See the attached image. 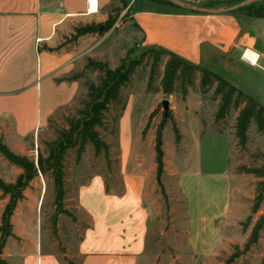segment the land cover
<instances>
[{
  "label": "rangeland",
  "instance_id": "obj_1",
  "mask_svg": "<svg viewBox=\"0 0 264 264\" xmlns=\"http://www.w3.org/2000/svg\"><path fill=\"white\" fill-rule=\"evenodd\" d=\"M124 1L126 8L104 35L99 36L94 33L74 38L76 29L83 26L78 24L76 28L63 36L61 47L68 52H73L76 57L74 71L69 77L81 75L77 80L79 93L74 100L57 109L48 119L46 126L26 140L19 141L12 138L7 128L0 125V142L14 155L24 157L33 163L36 169V174L26 182L23 190L17 189L10 192L13 195L16 193H20L23 197L25 195V200L18 202L21 206L16 204L14 213L17 212L18 207L17 217L19 220L22 218L28 228L27 234L33 233L32 227L36 221L43 242V250L55 254L63 264H66L65 258L72 264H79L76 249L87 224V219L79 211L75 202L77 186L92 174L103 176L109 188L118 190L121 186L120 154L116 148L117 140L112 133V126L107 123L105 128H97L100 138L110 146V166L107 167L104 155L102 153L95 155L89 144L78 163L75 161V151L67 153L63 164L65 196L61 205L62 211L67 214L58 213L55 207V190L51 173L47 172L42 175L38 170L37 162L39 157L46 159L48 154L46 145L55 139L58 131L67 128V119L75 115L80 100L86 94L84 83H98L100 75L98 72L86 69L87 60L105 63L110 69H116L136 61L146 49L140 46L141 35L129 19L128 8L135 0ZM180 1L201 7L223 0ZM142 4L145 3L138 0L136 7L139 8ZM219 6V9L226 7L225 5ZM111 7L120 8L121 4L118 1L111 3L108 0L105 11ZM223 15L227 14L210 16ZM237 17L239 20L247 19L243 16ZM254 20L257 21L256 19L249 21ZM102 23L100 21L94 25ZM258 23H253L251 30L257 40L256 49L262 54L258 63L259 68L250 67L240 60L241 51L234 50L219 54L211 50L207 44L200 47L202 63L200 67L208 69L213 75L228 82L264 108V29ZM243 59L250 65H255L257 62V56L249 50L244 52ZM163 65L162 62L160 74ZM149 73L150 62L143 61L135 68L129 84L124 89V94L128 97V108L119 123L118 140L121 143L122 138V143H124L129 136L133 147V161L138 160L139 163L143 161L146 167L153 165V172L156 174L155 145L157 134L161 132L164 174L160 182L164 196L156 185L154 176L153 183L148 186L144 194L145 203L150 212L145 264H181L173 260L172 243L185 227V203L176 190V177L172 173L175 171L179 174L190 172L194 167L196 169L193 172L201 173L204 179L185 178L188 182L190 181L187 190L193 193L199 190L206 197H213L216 203L224 189L219 177L227 170L233 177L231 182L233 209L228 218L227 228L231 243L223 251L199 264H263L264 229L260 231L256 244L250 245L248 250H245V244L256 221L264 215V202L256 212H253L255 195L260 192L264 196V178L258 179L246 174L243 170L262 169L264 171V131L259 132L256 126L251 124L245 147L239 146L234 136L236 114L230 112L224 121L215 122L214 120L217 102L210 101L212 90L206 96H200L197 89H192L189 91L188 100L184 98V101L180 99V96L176 98L174 95L168 96L162 92H149L147 90ZM159 80L160 75H157L153 79L152 88L158 87ZM162 101L169 103L166 120H164ZM130 111L132 112L131 133L126 124ZM173 125L179 133H182L183 136L180 138L186 142L181 143V141L175 145L171 130ZM198 131L215 133L219 137L212 141L204 135L206 140L202 141L199 152L193 155L196 159V166L191 167L190 165L191 168L185 171L180 164L186 162L190 153V150L186 148L187 141L190 135ZM21 173L18 167L7 162L0 154V180L2 182L14 185ZM11 194L2 196L0 192V218L10 201ZM23 207L33 212H27Z\"/></svg>",
  "mask_w": 264,
  "mask_h": 264
},
{
  "label": "crops",
  "instance_id": "obj_2",
  "mask_svg": "<svg viewBox=\"0 0 264 264\" xmlns=\"http://www.w3.org/2000/svg\"><path fill=\"white\" fill-rule=\"evenodd\" d=\"M142 1L145 4L139 8L135 1L129 9V19L141 35V47L165 50L200 67V47L207 44L219 54L241 51L240 60L259 68L262 54L256 49L251 27L259 22L264 29V20L250 22L231 14L198 15ZM107 3L108 0H0V125L7 128L12 138L23 141L33 136L57 109L77 96L78 83L66 81L74 71L76 57L61 47L62 39L78 24L104 22ZM247 50L257 56L255 65L242 58ZM127 108L128 104L125 111ZM131 117L130 111L126 122L130 133ZM204 135L212 141L219 137L200 131L190 135L186 146L189 156L180 164L185 171L196 166L193 155L206 140ZM184 141L180 138L179 143ZM119 154L122 181L118 190L108 186L106 191L105 179L99 174L88 176L76 188L77 208L87 219L76 249L79 264H145L150 212L144 194L154 181V169L143 161H133L129 136L124 143L121 138ZM195 169L172 173L185 203V227L172 243L173 260L181 264L202 263L231 243L227 228L233 209V177L228 170L219 177L224 189L216 203L199 190H187V178L204 179L201 173L193 172ZM18 211L17 207L11 217L13 237L3 249L4 262L63 264L55 254L43 250L36 221L33 233L27 234L28 228L22 218L18 219Z\"/></svg>",
  "mask_w": 264,
  "mask_h": 264
},
{
  "label": "trees",
  "instance_id": "obj_3",
  "mask_svg": "<svg viewBox=\"0 0 264 264\" xmlns=\"http://www.w3.org/2000/svg\"><path fill=\"white\" fill-rule=\"evenodd\" d=\"M109 1L111 3L118 1L121 7H111L107 9L105 21L101 25L89 24L76 29L74 38L94 33L102 36L112 28L121 12L126 8V3L124 0ZM146 1L179 9L165 0ZM241 1L242 0H223L201 7L219 8V5L228 7ZM130 7L128 9H130ZM230 14L243 16L248 20H264V2L248 5ZM143 61L150 62V73L147 83V90L149 92H162L164 95H174L176 98L180 96V99L184 100L192 89H197L200 96H206L212 90L210 101L217 102L214 120L215 122L224 121L230 112L236 114L234 119V136L239 146L245 147L251 124H254L259 132L264 131L263 107L228 82L213 75L208 69L194 66L170 52L157 48H146L136 61L130 62L127 65H122L116 69H110L105 63L94 62L88 59L86 69L99 73L98 83H84L86 94L84 98L80 100L79 107L75 110V115L71 119H67V128L58 131L55 139L46 145L48 152L46 159L39 157L37 162L38 170L42 175H45L47 172L51 173L55 190V207L58 213L65 212L61 209L62 201L65 196L63 164L69 151H75V161L78 163L87 144H89L92 146L95 155L102 153L107 167L110 166V146L100 138L97 131V128H105L107 123H109L112 126V133L117 140L116 148L119 154V122L128 104V97L124 94V89L129 84L135 68ZM162 62L164 65L160 74ZM157 75H160L159 85L156 88H152L153 79ZM80 77L81 75H73L67 78L66 81L77 82ZM112 113H114L113 116ZM171 130L174 135V143L177 145L180 141L178 129L173 125ZM0 154L7 162L18 167L22 171L14 185H7L0 180V192L2 196L11 194L10 192L13 190H23L26 186V182L32 179L36 174L34 164L24 157L14 155L1 142ZM155 165V182L164 196L160 182L164 174V163L159 134H157V142L155 145ZM243 171L258 179L264 178V171L262 169H244ZM105 190L108 191L106 181ZM23 199L24 197L20 193L11 194L10 201L1 215L0 264H6L2 259V255L6 241L13 237L11 217L15 211L16 204ZM263 202L264 196L258 192L254 198L253 212H256ZM64 214H67V212ZM262 229H264V215L259 217L253 226L249 239L245 244V250H248L250 245L257 243L259 233ZM232 258L233 257H231V259ZM64 260L66 264H72L68 259L65 258Z\"/></svg>",
  "mask_w": 264,
  "mask_h": 264
},
{
  "label": "water",
  "instance_id": "obj_4",
  "mask_svg": "<svg viewBox=\"0 0 264 264\" xmlns=\"http://www.w3.org/2000/svg\"><path fill=\"white\" fill-rule=\"evenodd\" d=\"M167 2H169L170 4H172L173 6L185 10V11H189L191 13H195V14H201V15H216V14H230L232 12H235L243 7H246L248 5L257 3V2H264V0H243L237 4L225 7V9H219V8H203V7H198V6H194L185 2H182L180 0H165ZM163 110H164V120L167 119V113L169 110V103L167 101H162L161 103ZM161 132H159L160 135Z\"/></svg>",
  "mask_w": 264,
  "mask_h": 264
},
{
  "label": "bare ground",
  "instance_id": "obj_5",
  "mask_svg": "<svg viewBox=\"0 0 264 264\" xmlns=\"http://www.w3.org/2000/svg\"><path fill=\"white\" fill-rule=\"evenodd\" d=\"M90 3H91V2H90ZM90 3H89V4H90ZM242 58H243V56H242Z\"/></svg>",
  "mask_w": 264,
  "mask_h": 264
}]
</instances>
